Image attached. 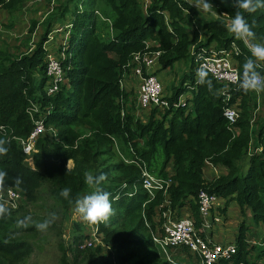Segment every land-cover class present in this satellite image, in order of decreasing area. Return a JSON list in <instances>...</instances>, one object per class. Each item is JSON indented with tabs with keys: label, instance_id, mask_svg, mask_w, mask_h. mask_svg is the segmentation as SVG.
<instances>
[{
	"label": "trees",
	"instance_id": "16d2710c",
	"mask_svg": "<svg viewBox=\"0 0 264 264\" xmlns=\"http://www.w3.org/2000/svg\"><path fill=\"white\" fill-rule=\"evenodd\" d=\"M31 1L0 0V9L9 12L12 26L25 3ZM209 3L213 5L212 13L203 19L200 28L201 13L189 0H149L146 4L143 0H47L51 19L38 40L34 38L38 23L32 20L25 37L16 40L15 54L0 48V138L8 141L9 148L7 155L0 156V171L7 173L4 185L17 187L29 201L45 191L67 214L77 197L94 190L85 184L84 173L107 174L100 187L111 193L114 214L107 224L97 225L104 238L85 248L83 239L90 235L76 233L77 249L73 245L65 247L63 264H69L68 251L73 256L71 264H126L132 260L133 264H173L149 232L147 222L155 227L159 217L156 212L165 209L159 208L165 195L160 190L154 199H149L141 178L144 163L152 173L172 180L168 196L176 211L173 215L181 217L189 209L199 220L197 197L204 189L228 203L235 200L241 213L249 209L253 220L264 227V118L255 123V128L250 113L251 107L264 113V92L258 99L255 92L240 89V81L222 84L210 74L211 91L197 82L194 56L213 43L229 47L236 42L240 46L241 53L234 58L240 80L243 64L253 58L244 42L227 31L226 25L237 11L231 0L227 4L223 0ZM244 15L256 34L252 42L264 44V8ZM59 16L58 32L68 35L63 60L66 81L57 93L48 96L47 47L61 54L53 39L55 27L51 21ZM150 40L153 45L148 47ZM156 50L160 51V69L191 61L190 71L173 86L169 100H178L186 91H191L192 97L186 106L152 108L146 114L148 121L142 123L132 110L137 102L132 98L133 90L122 89L120 82L132 72L135 54ZM257 71L264 75V67ZM119 98L126 103L133 100L125 116L121 114ZM231 106L241 110L232 124L224 115ZM35 108L39 111L33 114L38 119L42 117L46 132L36 142L32 167L20 139L27 138L34 128L29 110ZM85 126L91 134L84 138ZM50 133L54 135L52 142ZM116 142L125 154L136 153L138 157L132 159L137 162H126L117 154L119 162L109 163ZM209 163L225 167L227 174L207 178ZM15 177L22 180L20 185L15 184ZM64 188L70 189L67 198L60 195ZM134 188L136 192L129 195ZM224 209L216 214L225 213ZM13 220L0 218V231L5 229L0 252L10 255L17 250V256L11 258L14 260L23 255L25 241L6 229L14 225ZM79 226L75 224L76 231ZM245 226L241 222L237 252L223 264H264V236L262 248L253 255L255 245L247 247ZM208 233L219 240L213 231ZM11 259L0 258V264H10Z\"/></svg>",
	"mask_w": 264,
	"mask_h": 264
},
{
	"label": "rangeland",
	"instance_id": "374dc122",
	"mask_svg": "<svg viewBox=\"0 0 264 264\" xmlns=\"http://www.w3.org/2000/svg\"><path fill=\"white\" fill-rule=\"evenodd\" d=\"M144 3H149V0H143ZM209 2V0H208ZM55 6V4L53 5ZM52 6V7H53ZM48 4L47 0H33L31 2L25 3V9L22 10L18 16H16V20L14 21V25H10L9 21V15L7 12L0 13V48L5 49L7 52L14 53L16 52L14 49L17 47L15 46L16 40L18 38L25 37L27 34L29 25L31 21H36L38 23L36 34L34 36L35 40L37 41L39 36L42 34L44 28L46 27L47 22L51 19V16H49V10H48ZM51 7V8H52ZM54 13V12H53ZM212 11H208L207 13H201V17L199 18V27H202L203 19L208 17ZM52 23H54V27L56 31L60 30V23L61 19L59 18H52ZM54 30V31H55ZM53 35L55 36L54 41L55 44L58 46L60 39L63 38L64 32H58ZM206 36H204L205 38ZM152 46V45H150ZM9 49V50H8ZM53 51H56L55 49ZM15 54V53H14ZM190 60H184L179 61L175 63L171 68L167 70H161L158 73V76L160 79L163 80V76L160 75V73H165L167 76V81L165 82L166 87V93L168 95H171L173 92V86H176L180 82V78L182 75L188 71H190ZM159 69V68H158ZM157 69V70H158ZM127 82L126 86L127 90H133V100L137 101L138 99V90H139V83L135 76H131L130 78H126ZM164 85V82H162ZM255 97L261 96V94H257L255 92ZM185 97L190 98L192 97L191 92H187L181 99H184ZM121 104L120 111L123 112L125 108H127V105H131L132 101L131 99L127 100L128 103H126V100L123 98L117 99ZM261 103V102H260ZM185 104H180L179 106H184ZM238 112H240V108L237 106ZM132 110L136 117L142 122L146 123L148 119L145 117V114L148 113L149 110H144L141 107L136 108L135 106L132 107ZM164 110V109H162ZM128 112V111H127ZM251 113V120L254 123V127L257 128L256 124L259 119L264 118V113L260 109L250 108ZM84 130L83 137H88L91 132L88 126L82 127ZM53 130V134H56V130ZM51 134V142L53 141L54 135ZM144 144V141H141V145ZM120 144L116 142V147H113V152H115L109 163H116L120 160V155H122L121 160L123 159L126 162H137L135 159H132V157L138 155L134 152H131L130 155H127L123 152L122 147H119ZM124 148L126 149L127 147ZM127 150V149H126ZM132 151V150H130ZM120 156H118V155ZM246 161V160H245ZM29 162L34 164V161H31V158L29 159ZM69 165H72V161L69 162ZM210 171L213 173V175H225L227 174V169L225 167H214L209 163ZM171 169V166H169ZM212 178V177H210ZM89 193H86L84 195H87ZM220 196V195H219ZM228 207H230L225 213H221V219L219 221L213 222V227L211 231L214 232V235L217 239L222 241L223 243H234L237 244V233L239 231L240 223H245V231L247 232V247L250 245H255V251L253 252V255H255L258 250H260L262 242H263V236H264V227L262 224H258L253 220V214L250 212L249 209H246V213H242V215L238 216V207L236 206L233 210L231 209V205L233 203H236L235 200H230ZM228 202L227 199L219 197V200L217 202V206H222L220 203L225 204ZM216 206V209H217ZM224 207V208H225ZM225 210V209H223ZM64 209L61 207L60 204L55 202L54 198L51 195H48L45 191L40 194L36 200H26L25 198L20 200V202L17 204L16 210L11 211V215L7 216L9 219L10 217L14 218L12 221V224H14L11 227H8V231H13V234L15 238L21 241H25V247L24 253L22 256H20L17 259H11L17 256L14 251L8 255V253H2L0 252V258L7 257L11 259L10 264H63L61 261L62 253L65 249V247H69L70 245H73L74 248L77 249L76 244H74V235L76 233L83 232L85 234H91L95 241V245L100 243V241L104 238V233L100 232L98 230V226H92L86 224L82 217H80L79 214L74 212V206L68 210L69 212L65 214ZM188 211L187 209L184 211V214H186ZM232 212L234 214H232ZM55 213L56 219L54 223L47 229V231H39L35 227L37 223L42 222L46 218L49 217L50 214ZM183 214V215H184ZM30 215L32 217V223L27 228H18L17 227V220L23 219L25 216ZM234 215V223L233 222H227L228 219L232 218ZM78 223L81 225V228L79 226L78 230L76 231L75 224ZM5 235V229L0 231V238H3ZM89 238V237H88ZM88 238H84L83 244L88 240ZM82 244V245H83ZM80 249V245L78 246ZM161 249V248H160ZM162 250V249H161ZM165 254V257L167 258L172 257L177 262L182 263H192L194 262V258L191 257H184L183 254L176 255V252L173 249H170L167 253L162 250ZM178 253H182L183 249L179 248L177 249ZM68 261L69 264L72 262V254L71 251H68ZM251 260H254V256H251ZM168 259V258H167ZM134 261H129L126 264H133Z\"/></svg>",
	"mask_w": 264,
	"mask_h": 264
},
{
	"label": "built area",
	"instance_id": "2783aa9c",
	"mask_svg": "<svg viewBox=\"0 0 264 264\" xmlns=\"http://www.w3.org/2000/svg\"><path fill=\"white\" fill-rule=\"evenodd\" d=\"M223 15L226 16L227 14L223 13ZM246 47L249 49L248 46ZM47 50V93L48 95H52L59 91L65 81L66 71L63 65L65 53L64 51L61 54L57 53V51H53L54 49L50 47H47ZM240 53V46L236 42H232L229 47L213 44L209 48L198 52L195 61L198 69L203 67L217 82L222 84H238L240 81V70L234 58ZM159 55L160 51H149L137 53L133 59L135 64L133 75L139 83L136 108L141 107L144 110H149L148 112L154 107L164 110L171 109L172 107L177 108L180 104H185V99L187 98L181 99L183 95L178 101L171 102L169 100L170 95L166 93L162 81L156 75L159 65ZM258 63L261 64V67H264L263 62ZM125 82L124 78L120 82L122 89L127 88ZM127 111L128 109L125 108L121 112L122 116H125ZM224 115L232 124L237 121L239 112L236 107L231 106L225 109ZM45 132L44 121L40 118L36 121L30 136L21 141L24 152L30 154L38 137ZM141 176L142 185L148 192L150 200L154 199L160 190H163L165 195L163 203L159 205V208L165 207V209L162 212L159 210V218L156 220L155 227H152L147 222L151 237L159 248L164 250L167 255L168 251L173 249L176 255L183 254L184 257L194 258L193 264H223L224 260H231L238 250L237 244L223 243L220 240H215L208 233L213 226L211 219H214V222L221 219V213L220 215L216 214L219 195L202 189L197 197L200 213L199 220L194 219L191 212L188 211L189 209H187L188 212L186 214L183 213L184 215L177 217L173 215L176 211L171 208L168 196V188L172 180L152 173L145 163L141 169ZM7 194L10 199L17 202L21 197L19 192L11 188L7 190ZM213 213L215 214L214 218H212ZM95 241L96 239L90 234L83 247H92L95 245ZM179 248L183 249L182 253H178L177 249ZM172 257L168 256L167 258L173 264H192L189 262H177ZM229 264H231V261Z\"/></svg>",
	"mask_w": 264,
	"mask_h": 264
},
{
	"label": "clouds",
	"instance_id": "9594fccd",
	"mask_svg": "<svg viewBox=\"0 0 264 264\" xmlns=\"http://www.w3.org/2000/svg\"><path fill=\"white\" fill-rule=\"evenodd\" d=\"M223 2L227 4L229 2V0H223ZM189 3L191 6L196 7L197 10L199 11V13H207L213 7V5L208 2V0H189ZM231 4L233 7H235L237 9V11L235 13V16L231 19L230 23H228L226 25L227 31L232 33L234 35L235 39L243 41L244 44L249 47V51L251 52V57L255 58V59L248 58L246 60V62L243 64V75H242V79L240 80V83H239V88L242 89L245 93L256 92L257 94H259L261 92H264V75H262L260 71H257V69L261 67V64L258 62H264V44L259 43V42H252V41H255L256 34L252 30V26L245 19L244 13L251 14V13H255L258 9L264 8V0H231ZM56 33H58V31ZM67 43H68V35L66 34L59 41L58 48L61 52L64 51V53H65L64 49H65V47H67ZM147 44L149 47L150 45H153V41L150 40V41H148ZM213 44H216V43H213ZM213 44H211V45H213ZM196 54H198V53H196ZM196 54L194 56V63L196 64V69H197V77H198L197 82L200 84H203V85H207L209 91H211L212 90V82L208 78V71L205 70L203 67L198 69L197 63L195 61ZM159 57H160V55H159ZM160 67H161V64L159 61V65L157 67L159 69L156 71L157 76L161 70H166L168 68H171V67H168L166 69H160ZM131 76H134L133 70L130 74H126L124 76L125 81L127 80L126 78H130ZM158 78H159V76H158ZM160 80L162 82H164L162 79H160ZM65 81H66V75H65ZM65 81H64V83H65ZM164 87H165V82H164ZM45 89H46V94L48 95L47 85H46ZM125 90H127V89H125ZM165 90H166V87H165ZM187 92H191V91H186L181 96L185 95ZM54 94H52V95H54ZM48 96H50V95H48ZM190 98L185 99L186 103L184 106L189 104ZM176 101H178V100H176ZM34 111L38 112L39 108H35L34 110H29V113L31 114L32 120L34 122V127H35L36 121L42 117H40L39 119L37 117H35L33 114ZM145 117H146V114H145ZM0 128H1V126H0ZM43 134H41V135H43ZM29 136H30V134H29ZM27 138H21L20 142L23 139H27ZM7 143H8V141L6 139L0 138V156L7 155L8 151H9V148L6 146ZM35 145H36V143H35ZM35 145L33 146V149H32L30 154L25 153L24 149H23V152L26 154V161L32 167H34V164L30 163L29 159L31 158V161H33V155L32 154L37 151L35 148ZM68 166L71 167L72 165L70 166L68 164ZM6 176H7L6 172L0 171V196H2L0 198V218H4L5 216H10L11 215L10 209L16 210L17 204L20 202V200L24 199L22 194H21L20 189H18L17 187L10 186V185H4ZM106 180H107V174H105V173H101L98 176L94 175L91 172H85L84 173L85 184H87L89 186V188L94 189V190L90 194L84 195L82 197H77L75 199V201H74V212L79 214L80 217H82V220L88 225L97 226L101 223L107 224L110 220V217L114 214V210H113L112 203L110 200L111 193L104 191L100 187V185L102 183H104ZM14 182L16 185H20L22 183V180L19 177H15ZM10 188L14 189L20 193L21 197H20L18 202L10 199L8 197L7 190ZM130 192L131 193H129V195L132 196L136 192V189L134 188V191H130ZM69 194H70V189H68V188L62 189L61 193H60V195L65 197V198H67L69 196ZM147 194H148V192H147ZM148 197H149V194H148ZM115 199H116V197H115ZM149 199H150V197H149ZM70 203H71V201H70ZM55 219H56V214L52 213L49 215L48 218H46L45 220H43L40 223H37L35 225V227L39 231H42V232L47 231V229L54 223ZM32 222H33L32 217L30 215H28V216H25L23 219H18L16 223H17L18 228H27V227H29V225ZM237 246H238V239H237Z\"/></svg>",
	"mask_w": 264,
	"mask_h": 264
},
{
	"label": "crops",
	"instance_id": "0c3cea01",
	"mask_svg": "<svg viewBox=\"0 0 264 264\" xmlns=\"http://www.w3.org/2000/svg\"><path fill=\"white\" fill-rule=\"evenodd\" d=\"M29 3V2H28ZM4 12H7V14L9 15V12L8 11H6V10H4V9H0V13H4ZM169 69V68H168ZM167 70V69H166ZM160 75L161 76H163V81L164 82H166L167 81V76L165 75V73H160ZM207 169V168H206ZM206 176H207V178H209L210 179V177H213L214 175H213V173H211L210 172V170H207L206 171ZM221 205H223V207L222 206H217V209H216V211H219V210H221L222 208L224 209V207H225V204H222V203H220ZM228 205H229V203L227 202L226 203V211L230 208V207H228ZM238 207V216L239 215H242V213H241V210H240V207H239V205L237 204V202L236 203H233L232 205H231V209L233 210L235 207ZM234 211V210H233ZM222 213V212H221ZM232 214H234L233 212H232ZM156 215H158L159 216V210L156 212ZM243 216V215H242ZM227 222H233L234 223V215H233V217L232 218H230V219H228L227 220ZM241 224V223H240ZM239 230H240V227H239ZM238 235H239V231H238V233H237ZM238 235H237V239H238Z\"/></svg>",
	"mask_w": 264,
	"mask_h": 264
},
{
	"label": "bare ground",
	"instance_id": "6f19581e",
	"mask_svg": "<svg viewBox=\"0 0 264 264\" xmlns=\"http://www.w3.org/2000/svg\"><path fill=\"white\" fill-rule=\"evenodd\" d=\"M237 87V86H236Z\"/></svg>",
	"mask_w": 264,
	"mask_h": 264
}]
</instances>
